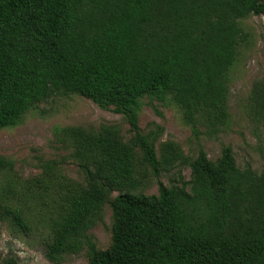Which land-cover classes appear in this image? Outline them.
<instances>
[{
	"label": "trees",
	"instance_id": "16d2710c",
	"mask_svg": "<svg viewBox=\"0 0 264 264\" xmlns=\"http://www.w3.org/2000/svg\"><path fill=\"white\" fill-rule=\"evenodd\" d=\"M251 14H264V0H0V129L76 93L113 105L133 131L125 141L115 125L69 129L86 183L59 185L50 259L86 244L88 264H264V170L239 167L230 145L213 161L203 147L191 159L167 143L159 158L162 129L143 134L138 124L146 95H170L193 128L200 118L225 124L240 20ZM257 104L264 118V95ZM179 160L189 180L136 192L147 168L159 178ZM13 168L0 155V173ZM114 191L112 242L99 250L89 231ZM0 218L28 229L10 186Z\"/></svg>",
	"mask_w": 264,
	"mask_h": 264
},
{
	"label": "rangeland",
	"instance_id": "374dc122",
	"mask_svg": "<svg viewBox=\"0 0 264 264\" xmlns=\"http://www.w3.org/2000/svg\"><path fill=\"white\" fill-rule=\"evenodd\" d=\"M240 23L246 37L229 75V118L225 124L213 126L200 118L193 128L170 95L165 99L150 95L142 98L138 124L143 134L162 129L156 141L159 158L167 143H173L191 159L203 147L213 161L225 145H230L239 167H251L258 173L264 170V118L257 104L264 95V14H251ZM102 125L117 126L125 141L133 136L128 118L116 112L113 105L104 108L86 96L70 93L47 98L18 124L0 129V155L14 162L12 171L0 173V190L12 188L28 226L25 231L14 221L0 218V264L10 260L16 264H88L86 244L59 260L50 259L46 252L52 240L51 224L60 207V183H86L69 129H99ZM147 172L136 192L157 194L158 179L171 185L191 177V167L182 160L170 171H161L159 178L151 168ZM118 193L113 192L101 219L89 231L99 250L112 242L111 201Z\"/></svg>",
	"mask_w": 264,
	"mask_h": 264
}]
</instances>
